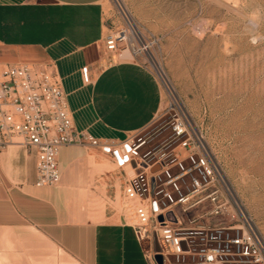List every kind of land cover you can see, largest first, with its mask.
I'll list each match as a JSON object with an SVG mask.
<instances>
[{
    "label": "crops",
    "instance_id": "0c3cea01",
    "mask_svg": "<svg viewBox=\"0 0 264 264\" xmlns=\"http://www.w3.org/2000/svg\"><path fill=\"white\" fill-rule=\"evenodd\" d=\"M112 14L108 0H0V69L52 62L74 129L118 143L155 123L165 101L150 72L104 54ZM57 167V186H37L33 150H0V264H149L119 208L132 171L91 146L60 148Z\"/></svg>",
    "mask_w": 264,
    "mask_h": 264
},
{
    "label": "built area",
    "instance_id": "2783aa9c",
    "mask_svg": "<svg viewBox=\"0 0 264 264\" xmlns=\"http://www.w3.org/2000/svg\"><path fill=\"white\" fill-rule=\"evenodd\" d=\"M154 44L123 18L121 27L104 36L103 52L119 57L126 51L123 60L150 72L166 90L161 69L150 61ZM80 72L87 81V67ZM162 112H172V118L168 141L158 151L146 149L140 132L123 142L101 141L74 129L52 62L0 69V150H33L35 185L59 184L60 148L97 147L117 168L132 171L120 210L136 240L147 244L143 255L149 264H264V236L226 183L205 133L172 100Z\"/></svg>",
    "mask_w": 264,
    "mask_h": 264
},
{
    "label": "rangeland",
    "instance_id": "374dc122",
    "mask_svg": "<svg viewBox=\"0 0 264 264\" xmlns=\"http://www.w3.org/2000/svg\"><path fill=\"white\" fill-rule=\"evenodd\" d=\"M108 2L111 24L119 28L125 17L154 38L150 55L173 94L158 82L165 105L173 100L205 133L226 183L264 236V0ZM159 116L138 134L147 150L168 141L172 112ZM94 203L99 211L101 200Z\"/></svg>",
    "mask_w": 264,
    "mask_h": 264
},
{
    "label": "bare ground",
    "instance_id": "6f19581e",
    "mask_svg": "<svg viewBox=\"0 0 264 264\" xmlns=\"http://www.w3.org/2000/svg\"><path fill=\"white\" fill-rule=\"evenodd\" d=\"M119 7V6H118ZM119 11H120V13H122V9L119 7ZM124 18V20L127 22H129L130 24H131V22L129 21V20H127L125 17H123ZM129 57V55H128V53L125 51V52H123L120 56H119V58L118 59H122V58H124V59H126V58H128ZM123 60V59H122ZM150 61L151 62H154L155 63V65H156V67L158 68V70H159V66H158V64L155 62V60H154V58L150 55ZM155 68V67H154ZM156 68V69H157ZM166 92L169 94V96H170V98L172 99V92L167 88V86H166ZM173 101V100H172ZM163 105H165V103H163ZM129 170V169H128ZM129 172H131L130 170H129ZM241 205V204H240Z\"/></svg>",
    "mask_w": 264,
    "mask_h": 264
},
{
    "label": "water",
    "instance_id": "95a60500",
    "mask_svg": "<svg viewBox=\"0 0 264 264\" xmlns=\"http://www.w3.org/2000/svg\"><path fill=\"white\" fill-rule=\"evenodd\" d=\"M153 246H154V250H155V251H158V250H159V249H158V246H157V243H156L155 240H154V242H153ZM156 259H157V261H160V257H159V256H157Z\"/></svg>",
    "mask_w": 264,
    "mask_h": 264
}]
</instances>
